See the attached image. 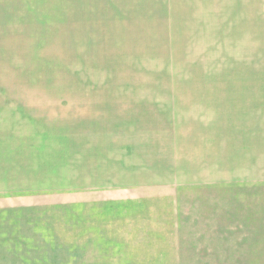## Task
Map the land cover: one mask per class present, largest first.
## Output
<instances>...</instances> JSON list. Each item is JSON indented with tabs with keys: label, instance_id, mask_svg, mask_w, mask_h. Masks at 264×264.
I'll use <instances>...</instances> for the list:
<instances>
[{
	"label": "rangeland",
	"instance_id": "374dc122",
	"mask_svg": "<svg viewBox=\"0 0 264 264\" xmlns=\"http://www.w3.org/2000/svg\"><path fill=\"white\" fill-rule=\"evenodd\" d=\"M50 15L49 45L0 46V102L15 88L144 89L192 168H218L236 194L227 185L226 215L175 248L134 217L0 210V264H264V0H50Z\"/></svg>",
	"mask_w": 264,
	"mask_h": 264
},
{
	"label": "crops",
	"instance_id": "0c3cea01",
	"mask_svg": "<svg viewBox=\"0 0 264 264\" xmlns=\"http://www.w3.org/2000/svg\"><path fill=\"white\" fill-rule=\"evenodd\" d=\"M50 20V0H0V46L49 45ZM114 90L4 92L15 96L0 102V210L71 205L74 217H134L144 237L175 248L193 226L226 215L234 183L218 168H192L177 134L163 132L168 115L139 97L144 89Z\"/></svg>",
	"mask_w": 264,
	"mask_h": 264
}]
</instances>
